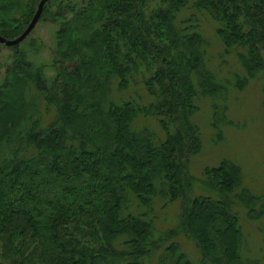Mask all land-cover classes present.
<instances>
[{"label": "trees", "instance_id": "obj_1", "mask_svg": "<svg viewBox=\"0 0 264 264\" xmlns=\"http://www.w3.org/2000/svg\"><path fill=\"white\" fill-rule=\"evenodd\" d=\"M39 1L0 0V36L17 38ZM52 2L54 76L18 44L0 81V264H145L158 212L175 206L173 264L253 262L239 215L259 222L264 199L230 159L202 171L209 196L187 197L185 171L202 149L199 101L214 142L237 127L231 87L261 80L264 106V0Z\"/></svg>", "mask_w": 264, "mask_h": 264}, {"label": "rangeland", "instance_id": "obj_2", "mask_svg": "<svg viewBox=\"0 0 264 264\" xmlns=\"http://www.w3.org/2000/svg\"><path fill=\"white\" fill-rule=\"evenodd\" d=\"M60 1L65 0H56L50 4L49 10L52 13ZM207 26L203 27V32L205 35H210V33L212 34V27L211 25ZM57 29L58 23L52 21L51 17H41L29 36L19 44V49L28 53L29 59L34 65L45 67L44 71L48 78L55 74L50 64L56 50ZM14 51L15 49L12 47L0 44V81L3 78L9 57L13 55ZM218 64V59H214L212 65L221 74L222 72L220 73L219 68H217ZM232 64L231 62L230 65ZM234 69L238 72L236 66ZM217 71L215 72L217 73ZM261 86L262 81L257 80L241 91L231 87L229 92H232V96L229 105H227L226 118L233 124H237V127L231 125L226 127L223 140L220 142H214L213 130L208 126L210 112L207 113V107L209 102L207 100L198 102L202 109V115L196 114L191 123H196L201 129L202 149L199 154L191 157L186 165L188 189L185 190L188 198L211 194L201 184L202 171L206 166L212 167L217 165L221 159L227 158L240 167L243 183L250 193L264 199V106L262 104ZM219 103L222 104L223 102ZM237 207L243 210L240 206ZM178 216L179 209L176 206L171 207L167 212H158L154 220L155 231L152 237L155 248L145 258V264H173L172 259L163 255L164 247L170 240L162 235L178 225ZM239 219L242 232L248 236L247 247L249 249L245 250L246 258L253 260L250 264H264V217L259 222L250 221L246 218L243 210ZM177 229L179 228L177 227ZM161 238L163 241H160ZM172 240L180 243L182 250L194 261L198 260V250L192 243L179 236L173 237Z\"/></svg>", "mask_w": 264, "mask_h": 264}, {"label": "water", "instance_id": "obj_3", "mask_svg": "<svg viewBox=\"0 0 264 264\" xmlns=\"http://www.w3.org/2000/svg\"><path fill=\"white\" fill-rule=\"evenodd\" d=\"M50 1V0H40L36 11L30 21V23L27 25L26 29L15 39L13 40H8L6 38H3L0 36V44L6 46V47H13L16 46L18 44H20L23 40L26 39V37L32 32V30L34 29V27L36 26V24L38 23L41 14L43 12L44 6L45 4Z\"/></svg>", "mask_w": 264, "mask_h": 264}]
</instances>
